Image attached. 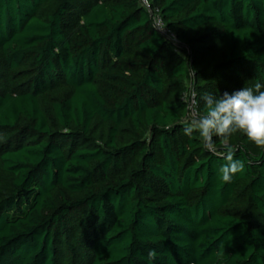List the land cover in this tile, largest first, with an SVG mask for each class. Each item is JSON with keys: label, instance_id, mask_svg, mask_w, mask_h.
Returning a JSON list of instances; mask_svg holds the SVG:
<instances>
[{"label": "trees", "instance_id": "trees-1", "mask_svg": "<svg viewBox=\"0 0 264 264\" xmlns=\"http://www.w3.org/2000/svg\"><path fill=\"white\" fill-rule=\"evenodd\" d=\"M149 1L176 41L140 0H0V264H264V147L184 134L264 85V0Z\"/></svg>", "mask_w": 264, "mask_h": 264}, {"label": "clouds", "instance_id": "clouds-1", "mask_svg": "<svg viewBox=\"0 0 264 264\" xmlns=\"http://www.w3.org/2000/svg\"><path fill=\"white\" fill-rule=\"evenodd\" d=\"M264 85L257 82L253 87H243L229 93L215 96L205 92L203 114L195 118L184 128V134L191 137L198 133L205 147L215 151L213 137L220 138L222 143L236 133H240L258 148L264 147ZM236 149L226 146L221 154L225 163L220 167L221 179L231 183L233 177L245 171V163L236 159ZM149 259H154L156 253L150 250Z\"/></svg>", "mask_w": 264, "mask_h": 264}, {"label": "built area", "instance_id": "built-area-1", "mask_svg": "<svg viewBox=\"0 0 264 264\" xmlns=\"http://www.w3.org/2000/svg\"><path fill=\"white\" fill-rule=\"evenodd\" d=\"M142 5H144L151 13L152 19H153V25L155 29L160 32L163 36H165L168 39L176 41V36L173 34L170 29L166 26L160 12L158 9H153L149 0H140ZM190 99V105L193 108V106L196 104L195 101V95L192 94ZM196 116V113L194 112V117Z\"/></svg>", "mask_w": 264, "mask_h": 264}]
</instances>
